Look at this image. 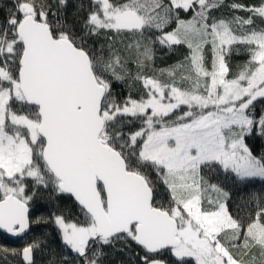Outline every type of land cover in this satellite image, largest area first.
<instances>
[{"label":"snow or ice","instance_id":"obj_1","mask_svg":"<svg viewBox=\"0 0 264 264\" xmlns=\"http://www.w3.org/2000/svg\"><path fill=\"white\" fill-rule=\"evenodd\" d=\"M252 136L264 0H0V230L59 240L0 248L6 264H264ZM42 193L72 207L33 216Z\"/></svg>","mask_w":264,"mask_h":264},{"label":"trees","instance_id":"obj_2","mask_svg":"<svg viewBox=\"0 0 264 264\" xmlns=\"http://www.w3.org/2000/svg\"><path fill=\"white\" fill-rule=\"evenodd\" d=\"M4 2H7V0H4ZM71 2L74 3L76 2V0H71ZM73 12H74V8L68 9L67 15L69 22L73 20ZM217 15H219V13H217ZM184 53H185V49L183 48H178L174 51H168L167 49H158L156 53V66L158 68L168 67L169 65H172L178 60H180L183 57ZM244 59H245L244 56H233L232 63L233 64L241 63ZM117 91H123V89L117 88ZM247 143L253 149L254 153L264 154V139H260L256 136H252L249 137ZM249 190H253L257 192L264 191V182H261L259 180L254 181L252 184L249 185ZM237 191H238L237 189H233L234 196H233V203L231 205L233 210H235L236 202L239 199V197L235 194ZM42 196L43 199L34 202L32 208L30 209V211L33 213V216L36 215L48 216L50 212L55 211L54 205H58L60 207H66V208L72 207V203L69 200L57 201L55 197H53V199L50 201L48 200L47 193H42ZM41 234H50L48 236V239L51 241V246L59 250V240L56 235V230L50 224L40 225V226L33 225L30 232L24 238L16 239V240L10 239L5 234L0 232V248L6 247L9 250L11 249L20 250L32 239H34L36 236ZM35 259H36V264H46L47 262V256L42 255L39 252L36 253ZM112 259L116 262V264H119L121 260H123L125 264H127L128 261L127 256H120V255H115L112 257ZM0 264H6L5 260L0 259ZM7 264H23V263L19 256H12L9 254L7 256Z\"/></svg>","mask_w":264,"mask_h":264},{"label":"water","instance_id":"obj_3","mask_svg":"<svg viewBox=\"0 0 264 264\" xmlns=\"http://www.w3.org/2000/svg\"><path fill=\"white\" fill-rule=\"evenodd\" d=\"M0 232L3 233V234H5L8 238H10V239H15V240H16V239L24 238V237L28 234V233H27L24 237H12L11 235H9V234L3 232L2 230H0ZM29 232H30V231H29ZM22 263H23V262H22Z\"/></svg>","mask_w":264,"mask_h":264}]
</instances>
